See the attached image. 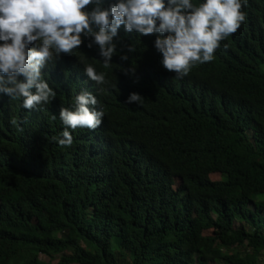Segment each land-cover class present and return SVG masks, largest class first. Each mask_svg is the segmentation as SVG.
<instances>
[{"label":"trees","instance_id":"1","mask_svg":"<svg viewBox=\"0 0 264 264\" xmlns=\"http://www.w3.org/2000/svg\"><path fill=\"white\" fill-rule=\"evenodd\" d=\"M241 3L245 22L183 78L156 34L122 25L108 68L84 34L53 56L49 103L0 92V264H264V0ZM87 65L107 81L102 123L60 146Z\"/></svg>","mask_w":264,"mask_h":264},{"label":"clouds","instance_id":"2","mask_svg":"<svg viewBox=\"0 0 264 264\" xmlns=\"http://www.w3.org/2000/svg\"><path fill=\"white\" fill-rule=\"evenodd\" d=\"M107 1L104 8V0H0V92L13 99L22 97V107L28 110L49 103L56 96L47 74L53 56L72 54L84 34L91 38L87 47L97 45L108 68L122 25L127 33L156 34L154 46L162 54L163 67L183 78L194 64L210 62L220 41L246 20L241 0H204L199 6L191 0ZM89 5L92 10L85 11ZM127 48L129 53L136 51L131 44ZM121 60L128 56L121 55ZM106 82L105 74H98L92 65L78 71L77 85L68 91L75 110L62 107L59 112L65 126L60 146L73 144L69 129L95 130L101 125L104 112L96 109L97 85ZM141 100L132 93L127 103Z\"/></svg>","mask_w":264,"mask_h":264},{"label":"rangeland","instance_id":"3","mask_svg":"<svg viewBox=\"0 0 264 264\" xmlns=\"http://www.w3.org/2000/svg\"><path fill=\"white\" fill-rule=\"evenodd\" d=\"M214 176H215V175H214ZM214 176H213V177H214ZM38 257L41 258V259H43V260H47L46 256H43V255H41V254L38 255ZM54 262H55V260H53V259L51 260V259H50V264H54ZM218 264H223V263L220 262V263H218Z\"/></svg>","mask_w":264,"mask_h":264}]
</instances>
